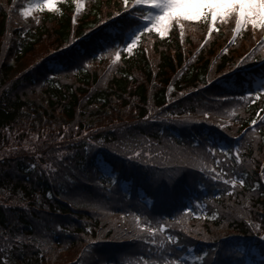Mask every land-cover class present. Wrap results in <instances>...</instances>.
I'll return each instance as SVG.
<instances>
[{"label": "trees", "instance_id": "trees-1", "mask_svg": "<svg viewBox=\"0 0 264 264\" xmlns=\"http://www.w3.org/2000/svg\"><path fill=\"white\" fill-rule=\"evenodd\" d=\"M121 6L119 0H94L89 11L79 22V33L90 30L92 32L98 26L100 19L112 16L122 8ZM59 9L57 13H47L36 32L15 33L12 46H9L8 42L6 45L0 42V155L3 154L0 159V264H89V260H92L95 254L108 253L107 250L98 248L99 245L117 240L135 243L137 239H142L141 232L134 226L116 228L100 213V208L89 212L70 206L69 203L77 205L74 199H72L74 202L69 199L68 203L64 204L50 199L51 191H56L57 196L60 197L66 190L49 184L38 165L36 155H39V160L44 163L47 157L62 149L61 142L68 139L71 143L68 149L73 152L78 164L85 160L95 164L110 162L98 146L79 142L73 139L74 134L80 135L84 131H89L93 136H97L96 140L110 141L109 139L114 138L121 151L125 150L119 140L121 137L131 141L141 135L146 146L152 147L154 143H161L158 147H153L154 156L151 161L160 163L172 177L187 174L188 170L193 172L196 170L195 165L171 162L166 156L159 154L160 147L169 149L167 152L171 153L170 147L178 140V134L168 132L169 136L159 135L161 129L168 131L160 124L164 121L159 120L157 116L150 119L147 116L151 103L156 102L159 106L168 104L166 96L169 93L177 96L174 99L181 104L176 107L178 111L189 110L194 115H201L198 107L192 106L195 100H189V97L203 86H207L212 79L213 69L208 62L201 57L193 64L182 63L183 47L171 27L165 37L157 36L154 38L155 44L150 46L151 55L158 59L156 65L159 60L162 61L160 67L162 76L159 79V82L163 81L162 87L150 91L151 85L154 87L157 85L158 75H154L152 62L146 51L138 46L132 55L125 58L121 69L116 70L110 77L109 74L81 71L79 74H72L70 77L76 76L65 85L60 83L61 80L48 79V89L42 92L38 84L40 82L34 75L35 68H32L34 64L32 60L38 53L36 49L43 48L46 52L48 45H63L73 32L71 21L74 11L73 2L66 0L59 4ZM15 11L12 7L8 9L7 5L0 1V40L6 35L5 26L8 29L9 19L6 18L12 17ZM228 29L227 23L220 21L213 42L206 49L208 55L212 56L219 49L225 41L221 38ZM245 34L248 36L247 32ZM45 38L48 41L46 44ZM197 42L191 38L188 43L190 45ZM242 45V42L237 44L232 52L238 53ZM100 79L108 80L109 85L106 89H100L99 83L102 81ZM217 80L219 90L237 89L235 82ZM75 85H78V88L75 89ZM77 90H81L82 93L88 90L93 98L88 97L84 103L75 94ZM142 104L143 106L138 107L139 123L135 124L137 127L124 123L127 111H129L128 116L132 115L133 110L130 109ZM260 106L261 104L253 105L248 114L255 119ZM80 118L81 121L77 124ZM262 136L259 151L264 146V131ZM24 140L28 141L27 144L23 143ZM26 145L29 148L26 149ZM175 147L180 149L183 144L180 143ZM256 155L257 152L250 153L253 159L257 157ZM129 157L122 161L128 162ZM256 162L252 164L255 165ZM98 166L105 173L110 188L117 187L118 184L112 183V175L118 179V171L109 173L106 170L111 171V169L107 165ZM245 169L246 166L243 170H237L238 175L244 177L245 183L243 186L235 187L234 190L229 184L234 177L233 173L237 174L234 167L228 169L232 171H227L226 168L223 171L215 170L220 175V179L228 183L212 180L210 177L213 168L209 167L206 170L205 179L201 181L206 180L211 188H218L219 191L214 190L217 194L213 195L203 192V199L209 201L208 214L203 218V222L191 221V227L179 235L180 248L174 246L177 256L188 250V256L191 255L193 251L191 245L201 242L200 239L203 237L212 236L213 224L218 227L220 223L226 221L225 212L230 210V205L236 201L230 200L231 195L242 196L235 202L242 207L246 206L245 201L248 199L245 195L253 192L252 185H255L254 189L264 194L256 171ZM131 177L129 175L128 178ZM225 187H227L226 191H224ZM120 191L124 201H131V197L124 189L120 188ZM36 199H41L42 207L48 205L53 212L41 211L40 214L31 210L27 204L29 201L34 204L33 201ZM136 200L148 205L145 197L142 199L138 196ZM232 213L233 211L229 212L228 217H231ZM259 216L264 217V213ZM42 222H45L47 227L43 228ZM87 226L92 229L91 233L87 230ZM19 228L25 230L26 237H32L34 234L35 243L17 242L13 236ZM243 233L248 234L246 228ZM50 238L55 242L54 246L48 243ZM88 238L89 242H87ZM183 241H189L188 248ZM198 250L204 258L203 253H206V250L195 251Z\"/></svg>", "mask_w": 264, "mask_h": 264}, {"label": "snow or ice", "instance_id": "snow-or-ice-1", "mask_svg": "<svg viewBox=\"0 0 264 264\" xmlns=\"http://www.w3.org/2000/svg\"><path fill=\"white\" fill-rule=\"evenodd\" d=\"M60 0H39L36 5L22 9L24 16H29L34 11H44L45 9L53 12H59L60 9L57 4ZM82 0H76L77 11L80 10ZM135 11L129 14L127 18V24L129 27L136 25L131 33V42H125V51L131 53L133 48L136 46L137 41L141 39L140 33L152 32L153 29L158 31L160 35H163L165 31L172 25H178L181 36L183 35L186 22H197L204 21L209 23L208 35L211 36L214 31H218L216 28L217 22L227 21L229 19L235 20V27L233 34L240 33L242 29L251 25L253 28L264 29V0H132ZM129 0H124V5L128 6ZM136 13H140L136 16ZM116 15H120L117 13ZM203 47V45H201ZM227 50V49H226ZM116 60L120 59V53H116ZM243 61V58H242ZM239 66V65H238ZM264 93V87L256 88L250 91L244 98L247 99L250 96H255L257 99L260 98L261 94ZM253 125L257 124L256 120L252 121ZM223 127V125H221ZM251 131V129H249ZM247 135V133H245ZM217 148L213 146L209 152L215 154ZM219 151L226 157L232 153L231 149L220 148ZM136 153L135 156H139ZM235 159L237 162L240 161V153L235 152ZM220 162L217 161V164ZM110 173V170H106ZM201 171H204L201 169ZM236 177L232 179L231 185L234 190L237 180L241 186L244 185L245 180L242 175L233 173ZM264 175V172L261 173ZM212 180L217 182L228 183L226 180H221L220 175L212 170L210 177ZM169 179H172L171 177ZM112 183H118V179L112 175ZM188 212L192 211V208L185 206ZM139 219V217H137ZM152 233H155L157 229H150ZM168 239L173 245H178V240L169 235ZM155 243L153 237L152 240ZM208 253H203L204 264H207ZM237 264H243V261H238ZM264 264V260L261 261Z\"/></svg>", "mask_w": 264, "mask_h": 264}, {"label": "rangeland", "instance_id": "rangeland-1", "mask_svg": "<svg viewBox=\"0 0 264 264\" xmlns=\"http://www.w3.org/2000/svg\"><path fill=\"white\" fill-rule=\"evenodd\" d=\"M66 0H60V2L57 4V7L59 8V4L60 3H62V2H65ZM70 1H72V2H76V0H70ZM37 3H39V0H33L32 1V4H31V7L32 6H34V5H36ZM45 12H51V13H57V12H53V11H49V10H47V9H45L44 10ZM35 12V11H34ZM38 12H43V11H38ZM224 22H226L227 23V25L229 26V22L228 21H224ZM188 23V29L189 30H191L192 29V27H191V25L189 24V22H187ZM192 23V22H191ZM194 25H196V26H198L199 25V21H197V22H195V24ZM172 27V26H171ZM171 27L168 29V31H165L164 32V34L163 35H160V33L158 32V31H156L155 29H154V31L157 33V35L160 37V38H162V37H165L167 34H168V32L171 30ZM11 36H12V34H11ZM203 36L206 38V34L205 33H203ZM229 37V35H226V38H228ZM3 41V39L2 40H0V42H2ZM44 41H46L45 42V44L48 42L47 40H46V38L44 39ZM8 44H9V46H12V44H13V40H12V38H10L9 40H8ZM248 45H242L241 47H239V54H242L243 52H245L247 49H248ZM36 51L38 52V53H36L37 54V56H36V58L35 59H33L32 60V63H35L36 61H38L41 57H43L46 53H45V51L43 50V48H37L36 49ZM27 140H24L23 141V143L24 144H27ZM27 148H29L27 145H26V149ZM2 155L3 154H1V157H2Z\"/></svg>", "mask_w": 264, "mask_h": 264}]
</instances>
